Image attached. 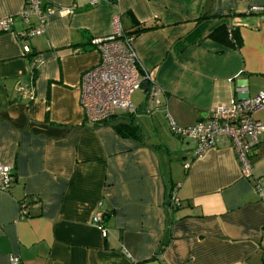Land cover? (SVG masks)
Returning <instances> with one entry per match:
<instances>
[{
	"label": "crops",
	"instance_id": "crops-1",
	"mask_svg": "<svg viewBox=\"0 0 264 264\" xmlns=\"http://www.w3.org/2000/svg\"><path fill=\"white\" fill-rule=\"evenodd\" d=\"M41 1L71 12L48 16L29 58L16 37L26 0H0V20L13 18L0 30V166L14 176L0 190V264H262L264 132L244 177L226 139L193 158L170 120L190 127L238 86L264 91V0ZM114 18L123 35L151 27L130 38L142 85L129 110L92 124L81 77ZM221 25L237 45L208 36ZM99 202L105 234L92 221Z\"/></svg>",
	"mask_w": 264,
	"mask_h": 264
},
{
	"label": "built area",
	"instance_id": "built-area-1",
	"mask_svg": "<svg viewBox=\"0 0 264 264\" xmlns=\"http://www.w3.org/2000/svg\"><path fill=\"white\" fill-rule=\"evenodd\" d=\"M55 12L70 13L71 9L43 5L41 0H26L20 16L27 27L16 33L24 54L30 52L27 40L42 34L48 16ZM31 18L35 19V24L31 23ZM12 24L13 18L6 17L0 20V30L9 31ZM112 25L113 30L110 35L92 39V44L99 52V61L81 77L80 105L87 121L92 124L106 121L118 110H129L131 94L142 85L136 54L130 39L124 37L117 18L113 19ZM40 59L39 56L33 57L29 69L33 70ZM32 87L24 86L21 90L33 98ZM235 91L237 97L231 98L227 103L214 106L210 109L209 115L190 127H179L170 120V131L176 137L188 140L192 144L193 158L215 147L219 140L226 139L236 154L242 175L250 177L252 150L258 142V135L264 132V117H255L259 110L264 109V91L254 96L245 94V86H238ZM154 94L153 88L150 95ZM188 165L185 163L184 167L187 168ZM11 170L9 166H0V190H8L13 181ZM256 189L261 201L264 202V194L258 183ZM170 199L171 203H178L175 189L172 190ZM101 205L102 203L99 202L92 221L105 234L106 212ZM19 212L22 217L27 215L24 200L20 203ZM10 260L16 261L14 258ZM262 264H264V254H262Z\"/></svg>",
	"mask_w": 264,
	"mask_h": 264
},
{
	"label": "trees",
	"instance_id": "trees-1",
	"mask_svg": "<svg viewBox=\"0 0 264 264\" xmlns=\"http://www.w3.org/2000/svg\"><path fill=\"white\" fill-rule=\"evenodd\" d=\"M150 28L151 27H147L145 25H140L134 31L128 32V34H124V37L130 39L131 36L137 35L140 32L148 30ZM208 36H210L212 38H215V39H218V40L225 39V40L229 41L230 43H232L234 45H237V41L235 39V35L233 33L232 27L227 28L225 25H221L219 27H216V28L212 29L208 33ZM221 36H223V38ZM31 55L32 54L29 52V54H28L29 58L31 57ZM119 128L122 129V132H124V133H126L128 135L139 136L137 128L135 126H133V125H126L124 127H119ZM125 131H129V132H125ZM24 201L26 202V200H24ZM106 217H107V214H106L105 218Z\"/></svg>",
	"mask_w": 264,
	"mask_h": 264
},
{
	"label": "water",
	"instance_id": "water-1",
	"mask_svg": "<svg viewBox=\"0 0 264 264\" xmlns=\"http://www.w3.org/2000/svg\"><path fill=\"white\" fill-rule=\"evenodd\" d=\"M143 86H146V83H144Z\"/></svg>",
	"mask_w": 264,
	"mask_h": 264
}]
</instances>
